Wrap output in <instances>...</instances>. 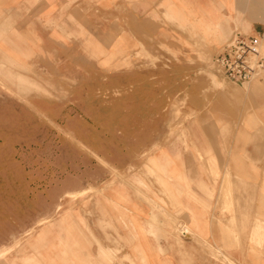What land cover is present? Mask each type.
Instances as JSON below:
<instances>
[{
	"label": "crops",
	"instance_id": "1",
	"mask_svg": "<svg viewBox=\"0 0 264 264\" xmlns=\"http://www.w3.org/2000/svg\"><path fill=\"white\" fill-rule=\"evenodd\" d=\"M3 15H10L19 47L33 50L34 34L42 33L43 54L60 59L58 79L73 78L76 88L90 94L96 88L108 94L122 90V103H114L112 110L123 113V123L117 126L125 128L168 126L156 116L163 110L162 71L135 65L197 63L194 58L214 55L236 33H261L264 50V0H0ZM184 57L193 60H178ZM209 69L215 85L232 83L212 60ZM260 90L252 88V95ZM219 91L238 95L232 89ZM256 101L240 109L248 114L236 118L225 147L221 137L212 139L213 122L203 124L210 135L209 147L206 140L201 152L202 171H195V153L184 150L187 140L161 147L174 159L171 169L179 170L185 182L173 177L164 190L138 171L113 181L107 191L110 200L90 201L95 217L77 211L70 223L75 232L69 262L63 256L65 240L56 239L65 238L66 223H50L46 245L47 234H35L19 261L6 257L2 264H46L31 243L44 245V255L54 258L49 264H130V259L134 264H264V120L257 121L259 115L254 114L264 112V103ZM107 108L111 110V104ZM220 112L218 121H226ZM242 119L254 126L242 127ZM207 159L212 164L208 170ZM226 171L229 183L223 182ZM134 174L143 177L147 187L134 182Z\"/></svg>",
	"mask_w": 264,
	"mask_h": 264
},
{
	"label": "rangeland",
	"instance_id": "2",
	"mask_svg": "<svg viewBox=\"0 0 264 264\" xmlns=\"http://www.w3.org/2000/svg\"><path fill=\"white\" fill-rule=\"evenodd\" d=\"M12 29L10 15L0 16V256L4 253L16 261L31 236L47 234L46 245L51 239L47 225L66 223L62 224L66 227L65 238L56 239L65 240L63 256L69 262L67 252L74 243L71 235L75 232L71 217H78L77 211L95 217L96 209L88 207L90 201L110 200L107 191L115 179L140 171L149 183L157 182L164 190L173 177L185 182L179 170L171 169L174 159L161 147L187 140L189 146L184 150L195 153V171H202L201 152L206 140L209 147L206 137L210 135L203 124L213 122L212 139L221 137L225 147L236 118L248 114L240 109H247L256 100L264 103V73L243 85L219 79L220 85H215L209 71L213 54L198 55L194 58L197 63H140L135 66L157 67L163 73V110L156 116L164 123L168 121V126H117L123 123V113L113 111L112 105L119 100L122 103V90L108 94L107 90L96 88L95 94H90V90L76 88L73 78L58 79L60 59L43 54L39 38L42 33L34 34V48L27 50L17 46ZM166 75L172 79L169 81ZM220 87L236 90L238 95L225 96ZM255 87L262 90L252 95ZM108 104L111 110H107ZM220 110L226 121H218ZM254 114L259 115L257 121L264 120V112ZM189 123L193 126L186 127ZM239 124L247 129L254 126L243 119ZM138 140L147 142L136 144ZM210 164L207 159V170ZM228 171L224 183H229ZM144 178L132 176L134 182L147 187ZM251 200L248 196L247 201ZM230 206L224 209L230 211ZM118 215L122 216V212ZM149 226V231L156 229L154 224ZM181 231L177 228L179 243L185 239ZM183 231L187 233L185 226ZM44 245L31 243L30 248L49 264L54 258L44 255ZM130 264H134L132 259Z\"/></svg>",
	"mask_w": 264,
	"mask_h": 264
},
{
	"label": "built area",
	"instance_id": "3",
	"mask_svg": "<svg viewBox=\"0 0 264 264\" xmlns=\"http://www.w3.org/2000/svg\"><path fill=\"white\" fill-rule=\"evenodd\" d=\"M261 33H236L212 56L216 70L228 81L246 84L264 73Z\"/></svg>",
	"mask_w": 264,
	"mask_h": 264
},
{
	"label": "bare ground",
	"instance_id": "4",
	"mask_svg": "<svg viewBox=\"0 0 264 264\" xmlns=\"http://www.w3.org/2000/svg\"><path fill=\"white\" fill-rule=\"evenodd\" d=\"M141 181V180H140ZM226 206V205H225ZM153 229V228H152ZM35 235V234H34ZM34 236H31L30 238H33ZM11 247V246H10ZM4 259V258H6V256H5V254L4 253H2V255L0 256V259Z\"/></svg>",
	"mask_w": 264,
	"mask_h": 264
}]
</instances>
